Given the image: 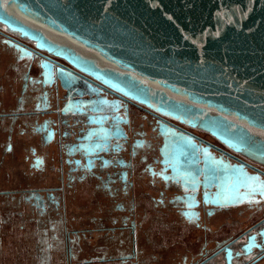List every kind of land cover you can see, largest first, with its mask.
Masks as SVG:
<instances>
[{
    "label": "flooded vegetation",
    "instance_id": "af4514ba",
    "mask_svg": "<svg viewBox=\"0 0 264 264\" xmlns=\"http://www.w3.org/2000/svg\"><path fill=\"white\" fill-rule=\"evenodd\" d=\"M63 43L0 24V264H264V136L149 106Z\"/></svg>",
    "mask_w": 264,
    "mask_h": 264
},
{
    "label": "water",
    "instance_id": "95a60500",
    "mask_svg": "<svg viewBox=\"0 0 264 264\" xmlns=\"http://www.w3.org/2000/svg\"><path fill=\"white\" fill-rule=\"evenodd\" d=\"M1 23L52 52L77 39L88 68L235 144L264 136V0H0Z\"/></svg>",
    "mask_w": 264,
    "mask_h": 264
}]
</instances>
